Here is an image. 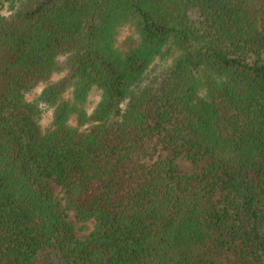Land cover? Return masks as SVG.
I'll return each mask as SVG.
<instances>
[{
  "label": "trees",
  "instance_id": "1",
  "mask_svg": "<svg viewBox=\"0 0 264 264\" xmlns=\"http://www.w3.org/2000/svg\"><path fill=\"white\" fill-rule=\"evenodd\" d=\"M0 264H264V0H0Z\"/></svg>",
  "mask_w": 264,
  "mask_h": 264
},
{
  "label": "rangeland",
  "instance_id": "2",
  "mask_svg": "<svg viewBox=\"0 0 264 264\" xmlns=\"http://www.w3.org/2000/svg\"><path fill=\"white\" fill-rule=\"evenodd\" d=\"M40 86L36 87L31 93L27 94L25 96V98L27 100H32L33 98H35V96L37 95V93L39 92ZM96 95L92 94L89 98V100L87 101L86 105H85V109L88 112L90 110V108L92 107V105L94 104V102L96 101ZM51 112H52V108L51 107H47L45 110H43L42 116H41V120H40V125L42 127L46 126V124L48 123L50 117H51ZM176 163H177V167L176 170L180 173H184L185 171H187L189 169V163L187 161H184L183 159H176ZM50 186L51 189L53 191L54 196L57 198L59 204L62 207H65L64 205V201L62 199L61 196V192L59 191V188L57 185H55L54 183L50 182ZM65 213H66V217L67 220L72 224L73 228H74V235L77 239H82L87 232L91 229L92 225H93V221L92 220H88L85 222V227L83 229H80V225L81 223L78 222L73 215V212L67 208L64 209Z\"/></svg>",
  "mask_w": 264,
  "mask_h": 264
}]
</instances>
